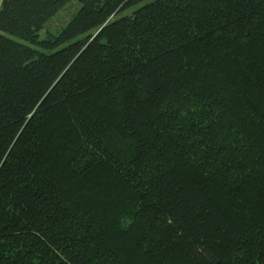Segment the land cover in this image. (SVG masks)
<instances>
[{
    "label": "trees",
    "instance_id": "16d2710c",
    "mask_svg": "<svg viewBox=\"0 0 264 264\" xmlns=\"http://www.w3.org/2000/svg\"><path fill=\"white\" fill-rule=\"evenodd\" d=\"M0 264H264V0H0Z\"/></svg>",
    "mask_w": 264,
    "mask_h": 264
},
{
    "label": "rangeland",
    "instance_id": "374dc122",
    "mask_svg": "<svg viewBox=\"0 0 264 264\" xmlns=\"http://www.w3.org/2000/svg\"><path fill=\"white\" fill-rule=\"evenodd\" d=\"M74 4V3H73ZM78 9V5L72 6L71 3L65 7V9L61 10L58 15H56L53 19H51L45 28L40 32V38L44 39L47 37L49 33H57L62 27H64L69 19L72 17L74 12ZM133 8L124 11L121 15L131 13Z\"/></svg>",
    "mask_w": 264,
    "mask_h": 264
}]
</instances>
